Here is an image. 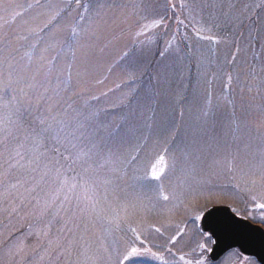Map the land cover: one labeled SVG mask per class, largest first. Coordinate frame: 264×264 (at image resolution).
<instances>
[{
    "label": "rangeland",
    "instance_id": "obj_1",
    "mask_svg": "<svg viewBox=\"0 0 264 264\" xmlns=\"http://www.w3.org/2000/svg\"><path fill=\"white\" fill-rule=\"evenodd\" d=\"M262 204L264 0H0V264H258L200 221Z\"/></svg>",
    "mask_w": 264,
    "mask_h": 264
},
{
    "label": "water",
    "instance_id": "obj_2",
    "mask_svg": "<svg viewBox=\"0 0 264 264\" xmlns=\"http://www.w3.org/2000/svg\"><path fill=\"white\" fill-rule=\"evenodd\" d=\"M200 228L212 240V263L238 250L242 256L264 264V228L238 217L228 206L208 208L201 217Z\"/></svg>",
    "mask_w": 264,
    "mask_h": 264
},
{
    "label": "snow or ice",
    "instance_id": "obj_3",
    "mask_svg": "<svg viewBox=\"0 0 264 264\" xmlns=\"http://www.w3.org/2000/svg\"><path fill=\"white\" fill-rule=\"evenodd\" d=\"M161 159H163V157H161ZM166 198H167V197H165V199H166ZM260 207L264 208V204L260 205ZM201 247H203V245H202ZM138 252H139V250H138L137 248L133 247V248L131 249V252L129 253V256H131V255H135V254H138Z\"/></svg>",
    "mask_w": 264,
    "mask_h": 264
}]
</instances>
